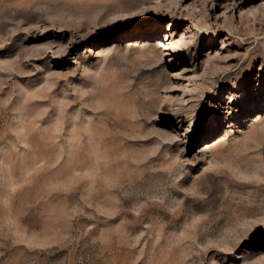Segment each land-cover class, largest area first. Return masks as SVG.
<instances>
[{
  "label": "rangeland",
  "instance_id": "1",
  "mask_svg": "<svg viewBox=\"0 0 264 264\" xmlns=\"http://www.w3.org/2000/svg\"><path fill=\"white\" fill-rule=\"evenodd\" d=\"M0 264H264V0H0Z\"/></svg>",
  "mask_w": 264,
  "mask_h": 264
}]
</instances>
